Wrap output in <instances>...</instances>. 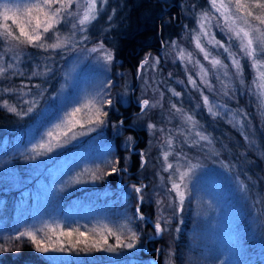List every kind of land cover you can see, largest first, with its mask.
Wrapping results in <instances>:
<instances>
[{
  "label": "snow or ice",
  "instance_id": "obj_1",
  "mask_svg": "<svg viewBox=\"0 0 264 264\" xmlns=\"http://www.w3.org/2000/svg\"><path fill=\"white\" fill-rule=\"evenodd\" d=\"M208 3L211 12L202 9L195 13L196 27L191 30V39L195 49L210 67H206L192 51L185 49L176 40L171 41V49L176 59L185 65L187 84L199 93L200 102L194 107L206 110L213 120H224L236 129L245 143V152H248L259 147L253 130L245 125V120L249 119L248 113L240 108L232 109L227 103L218 102L215 96L219 95L221 99L226 97L231 101L238 90L237 84L241 88L245 87L244 62L246 61L253 71L252 86L248 87L247 91L258 98L260 115L264 116V0H208ZM107 4L108 0H20V2L3 0L0 2V42L3 43V51L0 52V78L6 77L9 71L13 76L26 75L21 63L26 56L27 48L37 49L46 54L42 58L43 61L53 59L52 55H47L49 53H59L61 59H64L63 54H71L75 58V64H70L63 71L61 77L63 83L60 84L59 89L48 97L53 103L61 105L54 115H51L54 117L51 120L45 113L52 105L40 109L47 88H42L40 84L29 87L22 81L19 88L0 89L4 93H16L20 98L31 97L20 100L24 107L10 103L8 99H0V106L19 119L34 116L37 124L44 127L40 138L27 149L29 155L23 157L25 160L48 156L56 150L72 145L80 137L92 133L102 135L109 126L114 136H123L124 119L110 121V110L119 111L115 107L116 99L112 94L117 82L107 78L115 62V52L107 47L103 40L91 47L87 46L89 40L87 33L98 21L101 11ZM115 11L112 9L113 13ZM107 19L111 21L112 16L109 15ZM62 29L67 30L62 31ZM214 29L224 33L227 43L224 39L217 38ZM161 44L164 45L165 42L161 41ZM92 54H96V62L106 79L93 92L67 100L65 94L75 80L76 66ZM6 57H8L7 61ZM160 59L159 56L152 57L146 54L137 66L135 75L143 81L141 95L136 97V105L139 109L136 114L138 120L151 109L161 106L164 92L159 89V82L154 80L155 86H153L142 74L149 66L156 69ZM187 65H192L196 70L195 75L188 71ZM52 75H54L53 66L42 62L33 64L27 78L40 77L46 82ZM119 75L124 82L120 85L122 91L117 92L116 96L121 105H127L130 102L129 94L135 89L129 86L123 73ZM168 76H172V73L169 72ZM210 77H214L219 83V92ZM179 83L183 84L184 81ZM33 88L36 89L35 93L32 91ZM149 89L154 94L159 93V99L144 98ZM167 90L174 97L183 95L175 88ZM170 105V115L178 117L182 123L176 129L167 131L164 128L159 129L162 133L157 145L160 150L157 157L160 167L155 173L159 183L153 186L141 179L138 183L127 186L121 184L119 198L125 207V211L121 214L124 218L123 223L115 228L107 224L102 225L99 239L93 237L91 243L88 232H95L96 229L80 231L79 228L71 226L64 228L59 224L55 227L45 225L41 228H25L17 230L10 237H0L4 239V243H0V253L19 251V247L13 242H17L20 247L27 242L36 252L47 254L50 264H66L65 254L68 253L91 256L94 253L119 254L124 250L136 249L142 241V233L138 230L140 223L150 224L151 235L155 238H161L165 233H179L180 225L184 223L182 214L186 202L192 195L190 185L197 170L205 168L200 162V157L189 156L180 148V143L189 148H199L212 163L219 164L220 171L224 173H231L234 166L219 159L221 150L217 149L212 135L203 130L196 112L186 110L171 100ZM45 121H48L46 125ZM146 128L150 133L157 131V125L152 122H148ZM178 137H182V141L178 142ZM134 144V136H124L122 146L127 155L123 157V163L120 156L112 155V148L109 146L100 164L83 168L68 183H96L113 175L122 176L128 172L127 161L134 151ZM150 151V149H141L137 153L141 171L149 166ZM260 155L264 156V151H261ZM161 173H166L167 177L165 178ZM84 176L88 179H81ZM233 179L238 190L247 198L248 185L238 176ZM58 190L63 188L60 187ZM146 202L154 206V215H146L143 211ZM129 204L131 215L127 209ZM174 219L177 220V224L172 228L170 225ZM39 233L43 235H38ZM74 235L77 237L75 240L72 239ZM159 251L157 249V252ZM174 255V249L170 246L166 264H175ZM220 264L224 262L221 261Z\"/></svg>",
  "mask_w": 264,
  "mask_h": 264
},
{
  "label": "trees",
  "instance_id": "obj_2",
  "mask_svg": "<svg viewBox=\"0 0 264 264\" xmlns=\"http://www.w3.org/2000/svg\"><path fill=\"white\" fill-rule=\"evenodd\" d=\"M174 0L172 3H168V8L165 7L161 0H108L106 5L108 10L115 9L114 19L109 21L105 18V13L100 15L97 22L91 27H99L108 24L109 31L106 30L102 34V40L106 45L113 48L116 57L120 60V64L123 68L132 71L135 77L136 69L139 62L145 57L146 54L159 55L170 40L178 38L182 30L181 25H178L176 18L181 20L179 14V6ZM194 1V0H191ZM206 0H196V7H203ZM178 25V26H177ZM182 27V26H181ZM103 28V27H102ZM102 28L96 31L94 34L88 32L89 35H100ZM161 41L165 44L162 45ZM3 51V43L0 42V52ZM26 56L21 63V68L25 71L24 77L13 76L11 71L6 74V77L0 78V89L3 88H19L21 82L28 84L31 87L34 84H40L42 88H47L48 91L45 94V98L40 103V109H42L50 92L54 91L58 81H60L61 70V55L59 54H47L52 55L53 59L49 61H43L44 55L37 49L27 48ZM10 55V54H9ZM65 55V54H63ZM46 62L53 66L54 75L47 78L45 82L44 78L33 77L28 79L34 63ZM244 68V80L245 87L241 88L237 84V91L235 98L231 101L228 98L221 99L220 96H215L216 99L222 103H227L232 109H243L248 113V120H245V125L253 130L254 138L257 140L259 147L251 151L245 152V143L240 133L234 129L231 125L227 124L224 120H213L205 110L197 109L194 106L200 102L194 103L192 100H185L189 95L192 99L197 97V94H192L191 91H186L187 88H182L177 85L176 90H181L183 95L181 96V102L179 104L197 113V119L203 125V130L210 133L214 138L217 149L221 150L220 160L230 162L234 168L231 173L227 174L230 178L238 176L245 184L248 185L247 198L241 193L238 188V194L242 196L243 200L240 204L244 210L251 216L256 218V234H252L247 241L243 243L237 249V258L242 264H264V257L261 252H264V156L260 155L261 151H264V121L258 117L257 107L259 103L256 101V96L250 94L247 91L252 80V71L249 70L247 62H245ZM216 79L213 80L215 82ZM169 82V81H168ZM219 92V89H216ZM33 93L36 89H32ZM194 92V91H193ZM186 93V94H185ZM188 96V99H189ZM0 99H8L10 103L17 104L19 107H24L20 103L21 99H31V97L20 98L16 93H4L0 91ZM123 115L114 114L110 116V121H116L120 118H124L126 123L130 122V116H136L138 107L135 103L129 102L128 105L122 107ZM155 114L153 115V117ZM152 117V118H153ZM35 121L34 116H29L24 119H19L15 115L8 113L2 106H0V152L4 155H9L13 150L15 139L22 141L23 132L27 126L33 124ZM126 129L136 137V148L150 149V144L147 140L146 130L144 127L137 126H125ZM109 135L110 126L106 129ZM108 138V137H107ZM226 146V147H225ZM75 146L69 145L65 149H59L54 156L49 160L40 162L37 166L32 160H25L23 157L28 152H20L16 150L7 163L6 171L12 177L17 176L18 181L13 179L9 182L10 178L6 181L0 182V221L2 224L10 229V223L5 225V222L13 220V209L15 205L22 206L21 200H26V205L32 201L31 187L35 184V179L41 178L40 175L44 174L46 167L53 165L57 159L62 155H69ZM112 155L120 156L122 158L125 155L124 148L115 142L112 146ZM184 152L189 156L195 157V150L197 148H189L186 145L180 146ZM132 152L131 158L127 161L128 171L132 173L131 177L143 179H150L153 182L151 176V164L147 169L141 171L139 169V157L137 153ZM157 150L153 149L152 154H155ZM244 153V155H241ZM201 155V157H200ZM151 154H149V157ZM158 157V156H157ZM200 162L207 164L215 168L219 173V164H214L212 161L204 156V153L199 154ZM154 158V156L152 157ZM155 163V158L152 160ZM100 164V163H98ZM97 164V165H98ZM206 169V165H204ZM7 168H9L7 170ZM1 172L5 173V169L1 167ZM52 174V172H51ZM42 176V175H41ZM156 176V175H155ZM46 177V176H45ZM121 175H113L105 180L98 181L94 184H86L83 188H74L70 194H67L66 189L60 191V194L56 197H60V204L63 208L68 204L70 205V198L74 200L88 195H99L103 199L111 200L115 202L125 211L123 202L119 198L120 187L117 181L120 180ZM146 177V178H145ZM48 178H45L47 181ZM235 181V180H234ZM17 182V184H15ZM192 188V187H191ZM91 192V193H90ZM85 196V197H86ZM73 200V201H74ZM238 202V201H237ZM20 203V204H19ZM129 215H131V205L127 206ZM143 211L146 215H153L152 205L145 203ZM196 198L192 191L191 198L186 202L182 218L184 223L180 225L181 231L179 233L172 232L171 234L165 233L161 238L149 237L151 234V225L140 223L139 231L142 233L141 244L134 250H124L119 254L110 253H94L91 256L85 254H72L66 255V264H153L152 259L156 261V264H166L163 260L165 251L170 248L174 249L175 264H220L218 255L211 250L207 244V239L210 232L201 225L200 215H197ZM246 215V214H245ZM253 215L255 217H253ZM247 216V215H246ZM244 216V217H246ZM177 224V220L174 219L170 227L174 228ZM248 225L246 219H238L236 227H242ZM91 230V229H88ZM82 231V230H80ZM15 233L7 231L4 235L0 234V237L7 238ZM51 234V233H49ZM91 238L99 239L100 234L98 232H88ZM74 240L77 238L74 235ZM262 241L261 244L255 239ZM82 239V238H81ZM110 242L111 238H110ZM0 243H4V239H0ZM16 247H19V251L3 252L0 253V264H50L47 259V254H41L36 252L27 242L20 247L17 242H13ZM83 246V245H81ZM157 249L160 251L157 252Z\"/></svg>",
  "mask_w": 264,
  "mask_h": 264
},
{
  "label": "rangeland",
  "instance_id": "obj_3",
  "mask_svg": "<svg viewBox=\"0 0 264 264\" xmlns=\"http://www.w3.org/2000/svg\"><path fill=\"white\" fill-rule=\"evenodd\" d=\"M161 1L164 2L163 4L168 8V3H172L174 0ZM195 1L196 0L176 1L179 6L178 10L181 17V20H178L176 18V21L178 22V25L182 26H180L182 32L178 38H174L173 40L178 41V43L185 49L192 51L196 58L200 59L201 63L205 64L206 67H210L208 62L204 61L202 55H200L195 49L191 39V30L196 27L195 13L201 11L202 9H208L211 12L212 9L208 3V0H206V3L203 7H196V5L194 4ZM0 2H3V0H0ZM17 2H20V0H17ZM104 13L106 16L105 18L111 15L112 20L114 19V13L112 12V9L108 10L107 6L104 7L100 15ZM101 28L102 32L100 33V35H89L87 33V35L89 36V40L87 42L88 47H91L98 41H101L103 39L101 38L102 34L105 33L106 30L109 31L108 24L101 27H99V25L97 27H90L88 32L93 34ZM66 30L67 29H62V31ZM214 31L216 32L217 38L224 39L227 43V39L224 33L220 32L219 29H214ZM173 40L169 41L168 45L164 47L161 54L151 55L152 57L159 56L161 58L160 63L157 65L156 69H152L149 66L146 70H143L142 73L149 84L155 86L153 81L155 80L159 82V89L164 92V97L161 100V106L151 109L145 116H143L142 119L139 120L135 115L130 116V122H125V131L123 136H114L110 127L111 133L109 135L106 133V128L103 131L102 135L92 133L88 136L80 137L79 140L73 142L72 146H75V148L72 151L70 150V154L68 156L62 154L53 165L46 167L47 171L44 174H41L42 176L40 175L41 178L35 179V184L30 189L32 192V201H30V203L26 205V200H21V207L19 205L14 206L12 215L14 219L10 220V218L9 222H5V225H8L10 223V227L12 229L9 228L8 230V228H6L0 221V234L4 235L7 231L15 233L17 230H23L25 228H41L45 225H51L55 227L57 224L64 228H67L69 226L73 228H79L82 231H86V229H96L97 231L95 232H98L100 234L99 230L104 224H107L109 227L115 228L118 224L123 223L124 218L121 215L123 209L118 205V203L116 204L111 200L108 201L107 199H103L102 197H99V195L94 194L86 196L87 194H89L87 193L85 195L86 197L82 196L81 198L76 200H74V198H70L71 204H68L65 208H63L62 203L60 204L58 202L60 201V197H56V195L60 194L61 190H58L60 187L68 190L67 194H70V192L74 188L79 189L81 187L83 188L86 184H90L91 182L81 184H69L68 182L75 176L77 172L81 171L83 168L94 167L98 163H101L102 158L107 151V148L111 146V144L113 146V144L117 142L120 146H122L124 136L132 135L135 137V134L128 131L125 126L139 125L141 127H144V129L146 130V136L151 150L149 153L151 154V156L149 157L151 164L150 168L152 171L151 176L153 175V182L150 179V185L154 186L159 183L158 178L155 176V173L159 170L160 167V164L157 160V156H159L160 150L157 145L161 139L162 133L159 131V129L164 128L166 131L168 129H176L182 123L178 117L170 115V100L171 102H176L178 106L182 107L179 104V102H181V97L172 96L167 89H176L178 85L182 88H187L184 92L191 91V95L197 94V97L194 95V99H192L191 96L188 95L189 99L187 96L185 100H192L194 103H197L200 100L199 93L187 84L185 65L181 64V62L176 59L175 53L171 49V41ZM106 46L113 49L109 45ZM213 51L215 52V50ZM95 57L96 54H92L76 66V72L74 73L75 80L69 86V88L67 89V93L65 94L67 100H72L76 96L83 97L93 92L95 89L99 88L100 84L106 79L105 75L102 73L100 65L96 62ZM7 59L8 57H6V61ZM70 64H75L74 55L65 54L64 59L61 60L60 64L61 70L60 81H58L59 84L56 85L54 91L50 92L49 96H51L53 92H56L59 89L60 84L63 83V80L61 79L62 73L68 68ZM187 68L189 72L195 75L196 70L192 67V65H187ZM249 70L252 71L250 68ZM169 72L172 73V76L170 77L168 76ZM120 73L124 74V78H126L129 86L135 89L134 92L129 94L130 102H133L135 104L136 97L141 95V86L143 84V81L137 78L136 75L134 77L132 71L123 68L120 64V60L115 55V62L107 78H111L113 81L117 82L116 87L112 89V94L114 99H116L115 107L118 108L119 111L117 112L115 110H112V112L114 111L116 112L114 114L123 115L122 107H125L126 105H121L119 98L116 96L117 92L122 91L120 85L124 82L121 75H119ZM210 78L212 79V81L215 79L214 77ZM179 81H184V83L181 84L179 83ZM197 82L199 83L198 78ZM213 84L216 85V89H220V85L217 81L213 82ZM250 86H252V80ZM176 91L182 92L181 90ZM205 92L206 94H208L207 90H205ZM48 97L43 104L42 109L48 107L49 105H52V107H50L49 110L45 113L46 116H50L49 120H51L54 118L51 117V115H54L56 109L61 105L59 103H53L48 99ZM144 98L159 99V93L154 94L151 89H149ZM216 100L222 103L220 100ZM256 101L259 103L257 97ZM256 111L258 117H260L264 121V116L260 115L259 106L257 107ZM138 112L139 109L137 110V113ZM154 114L155 116L153 117ZM112 115L113 114L110 113V116ZM148 122H152L157 125V131L155 133H150L147 130L146 124ZM47 123L48 121H45V125ZM43 131L44 127L38 125L37 122H34L33 124H30V126H27L23 132L22 141L19 142V140L15 139V144H13L14 148L10 152V156L18 149L20 152H27V149L31 146V144L35 143L40 138V135ZM177 140L178 142L182 141V137H178ZM136 142L137 141L135 137L133 152L139 150L135 146ZM182 145L183 144L180 143V146ZM122 148L124 147L122 146ZM153 149L157 150L155 154H152ZM197 149L198 150H195V156H199L200 153H203L199 148ZM56 151L49 154L48 156H41L32 161L34 162V164L39 166L40 162L51 159ZM26 155H29V153H26ZM125 155H127V153H125ZM10 156L4 155L0 152V182H8L7 180L9 178V182L12 179L14 181H18L19 179L16 175L12 177L6 171ZM153 156L155 158L154 164L152 162V160L154 159L152 158ZM153 165H155V167H153ZM204 165H206V169L197 170L196 176L193 178L190 187H192V191L196 198L197 212L201 213V225H203L209 232V228L211 229L210 235L207 239V244L211 248V250L218 255L220 262L223 261L224 264H242L236 256V251L243 243V241H247V239H249L252 234H256V218H251V216L240 205L243 198L238 194L237 185L234 179L230 178L227 174H222V171H220L221 173H219L215 168H212V166H209L207 164ZM1 167L5 169V173L1 172ZM8 169L9 168H7V170ZM161 174L164 175L165 178L167 177L166 173ZM131 175L132 173L129 171L125 174H122L120 180L117 181L118 185L123 184L127 186L131 183H138L141 179L144 178L142 175H140V178H133L131 177ZM45 178H48V180L45 181ZM81 179L87 180L88 178L87 176H84L81 177ZM143 180L145 183H149V179L146 178ZM15 184H17V182H15ZM0 208H2V206H0ZM152 209L154 213L153 205ZM253 217L255 216L253 215ZM238 219H246L248 225L245 224V228H237L236 223ZM38 235L43 234L39 233ZM151 236L152 235L150 234L149 237ZM74 238L75 237L73 236L72 239L74 240ZM257 241L259 242V244L262 243L260 239L257 240L256 238L255 243H257ZM168 252L169 248L164 253L163 260L165 262L168 259ZM261 253L264 257V252ZM57 255L60 254L57 253ZM152 263L156 264V261L152 259Z\"/></svg>",
  "mask_w": 264,
  "mask_h": 264
}]
</instances>
